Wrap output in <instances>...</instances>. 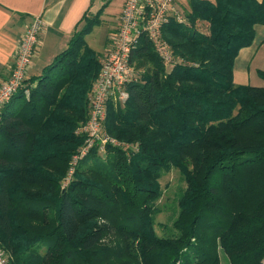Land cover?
I'll use <instances>...</instances> for the list:
<instances>
[{"label":"trees","instance_id":"obj_1","mask_svg":"<svg viewBox=\"0 0 264 264\" xmlns=\"http://www.w3.org/2000/svg\"><path fill=\"white\" fill-rule=\"evenodd\" d=\"M102 13L87 11L67 47L27 78L29 97L19 91L1 111L0 247L10 264H47L51 255L50 264H118V248L99 246L104 231L86 223L102 209L119 212L111 228L138 264H219L220 248L232 264H263L264 85L236 84L234 65L264 25V0H189L186 23L163 28L186 61L171 71L143 37L131 56L139 79L124 104L108 103L106 121L111 136L139 150H95L63 188L101 68L87 35ZM172 166L187 185L177 232L160 235L154 202Z\"/></svg>","mask_w":264,"mask_h":264},{"label":"built area","instance_id":"obj_2","mask_svg":"<svg viewBox=\"0 0 264 264\" xmlns=\"http://www.w3.org/2000/svg\"><path fill=\"white\" fill-rule=\"evenodd\" d=\"M170 21L186 23V12L176 0H125L116 30L110 36L108 50L100 57V71L89 95V117L77 133L85 135L80 153L71 161L72 174L78 163L91 151H106L120 143L108 133V103L124 104L129 97L127 86L139 79L140 71L131 56L143 37H146L167 69L170 64L185 63L175 55L171 44L163 36V28ZM45 22L36 16L28 25L17 48L9 74L0 78V114L3 107L19 92L30 95L26 83L36 56ZM0 264H10L7 253L0 247Z\"/></svg>","mask_w":264,"mask_h":264},{"label":"crops","instance_id":"obj_3","mask_svg":"<svg viewBox=\"0 0 264 264\" xmlns=\"http://www.w3.org/2000/svg\"><path fill=\"white\" fill-rule=\"evenodd\" d=\"M97 3L98 0H0V78L9 74L22 36L36 16H41L45 25L28 78L40 75L45 65L67 47L75 30L87 20L83 19L85 13H96L93 9ZM124 3L125 0H121V9L107 33L103 52L108 50L110 36L118 26ZM259 70H264L263 24L256 25L253 43L239 51L234 65V80H238L235 83L251 84L253 73L259 75ZM263 82L262 79L260 86L264 85Z\"/></svg>","mask_w":264,"mask_h":264},{"label":"rangeland","instance_id":"obj_4","mask_svg":"<svg viewBox=\"0 0 264 264\" xmlns=\"http://www.w3.org/2000/svg\"><path fill=\"white\" fill-rule=\"evenodd\" d=\"M188 1L186 0H178L177 5L180 6V9L186 12L188 9ZM120 3L121 0H98V3L96 6H94L93 11L97 12L98 9H103V15L100 18V23L94 25L93 30L87 35V40L89 44L96 49V51L99 52V55L102 56L105 52H103V45L106 41L107 33L110 31L112 27V22H114L115 18L119 14L120 11ZM181 4V5H180ZM174 65L170 64L167 68V70L171 71L173 69ZM238 81L237 79L234 80ZM260 82H262V78L259 77L255 72L253 73L251 84L260 86ZM264 84V82H263ZM262 84V85H263ZM116 139V138H115ZM85 140V139H84ZM120 144L119 145H112L108 146L106 151L102 152V154L97 152L99 155H102L103 157L106 156V154H109V151L111 149H114L115 147H122L125 149H131V150H139L138 143L135 142H126L121 141L119 139H116ZM84 143V142H83ZM83 143L77 148L76 152L73 154V158L80 153L78 151L82 146ZM91 151L90 153H92ZM87 156V155H86ZM84 156L83 158H78V163L75 167L74 172L70 173L71 165H69V168L61 180L62 187H66L70 181L77 169H81L83 166V160L86 158ZM82 162V163H81ZM103 162L107 165L110 163L109 160H103ZM82 164V166H81ZM198 165L197 161L193 160L188 164V170L190 172L195 170V167ZM91 176L95 175H90ZM159 183L161 187V194L154 202V207L158 209V215L156 217L157 222V231L160 235H170L173 232H177L175 229L172 228V223L174 220L178 217L179 213V195L182 193V191L186 188V181L181 174V171L178 167H170L168 170H164L161 173V177L159 178ZM106 216H103V209L100 215L95 216L96 219L94 221H86V223H92L93 228L99 229L101 228L104 231V234L101 238V241L99 242V246L101 247H108V248H118V264H138L140 262V259L134 256L133 254L128 252L127 249V239L126 236L122 233H119L115 229L111 228V221L113 224L118 219L119 212L114 211V213L105 214ZM167 224L170 229H164L161 225ZM82 228L81 225H79V229ZM108 230V232H107ZM9 258V257H8ZM52 255L47 258V264H50L52 261ZM107 262V261H106ZM262 263L264 264V258L262 260ZM219 264H232L229 256L223 249H219Z\"/></svg>","mask_w":264,"mask_h":264}]
</instances>
